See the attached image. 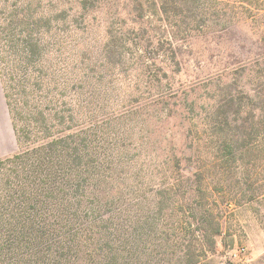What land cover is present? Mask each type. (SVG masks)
Returning <instances> with one entry per match:
<instances>
[{"label":"rangeland","instance_id":"obj_1","mask_svg":"<svg viewBox=\"0 0 264 264\" xmlns=\"http://www.w3.org/2000/svg\"><path fill=\"white\" fill-rule=\"evenodd\" d=\"M15 1L0 5V22ZM30 1L50 18L43 61L24 73L3 48L0 73V114L16 140L0 157V218L39 228L17 236L18 264H264V195L232 203L199 189L187 156L171 152L178 122L138 108L158 90L200 96L223 70L245 68L246 83L264 75V0H207L219 16L174 40L176 60L164 46L149 61L137 48L108 54V31L137 30L126 0ZM23 93L46 121L30 119ZM254 177L264 181V169Z\"/></svg>","mask_w":264,"mask_h":264},{"label":"trees","instance_id":"obj_2","mask_svg":"<svg viewBox=\"0 0 264 264\" xmlns=\"http://www.w3.org/2000/svg\"><path fill=\"white\" fill-rule=\"evenodd\" d=\"M126 1V8H129L127 14L131 15L137 30L124 31L122 28L107 32L108 54L115 55L118 59L122 58L126 49L137 48L141 57L149 61L155 57L153 52H160L167 46L171 52V60H176L174 40L203 32L207 15L214 17L219 13L209 1L210 6L206 3L207 0ZM8 2L9 0H3L0 5L7 7ZM39 6V3L34 6L30 0H16L11 3L8 15L4 13L1 18L0 73L5 62V57L1 54L3 48L10 50L8 51L13 57V64L17 63V70L22 65L21 69L26 73L35 65H41L45 35L49 34L42 21L50 22V18L39 12ZM134 33V38H131ZM260 71L256 73L259 75ZM245 72V68L242 69V74ZM223 73L225 70L219 73L221 76L214 77L215 80L209 77L204 82L201 81L204 84L202 88L199 86L202 90L200 96L194 94L195 85L190 89L194 94L191 97L190 93L172 94L158 90L154 95L141 100L138 108H142L145 114L155 116L157 124L169 120L178 122L176 125L182 130V136L172 143L171 152L187 156L183 159L192 167L190 171L193 176L199 177V189L204 192L218 189L223 193H231L224 196L223 201L239 203L244 196L253 201L264 195V181L259 182L254 177L264 169V75L251 76L254 79L246 83L241 82L240 72V76H222ZM152 82L149 81V84ZM159 83H162L161 79ZM23 95L24 93L21 99L26 103L25 111L32 114L30 119L36 122L39 118L46 121L42 111L28 108L29 100L25 102ZM5 97L15 121L13 96L6 90ZM156 105L163 107L161 112L150 113L148 108ZM16 126L14 122L17 141L21 143V134ZM46 144L52 146L50 142ZM46 144L41 148H48L43 147ZM21 154H14L13 158L8 157L6 160L21 158ZM41 157L39 155L38 158ZM199 158H205V162L197 166L199 164L195 160ZM179 161L180 159L177 160ZM76 210L74 203V211ZM26 223L29 222L0 218V264L20 263L17 256L19 249L15 244L17 236L27 235L34 230L31 223ZM38 231L39 228L35 233Z\"/></svg>","mask_w":264,"mask_h":264},{"label":"crops","instance_id":"obj_3","mask_svg":"<svg viewBox=\"0 0 264 264\" xmlns=\"http://www.w3.org/2000/svg\"><path fill=\"white\" fill-rule=\"evenodd\" d=\"M16 140L13 129L7 124L4 116L0 114V157L14 152Z\"/></svg>","mask_w":264,"mask_h":264}]
</instances>
